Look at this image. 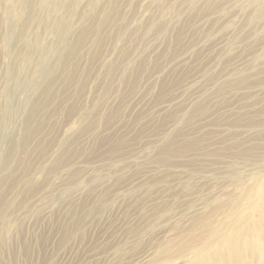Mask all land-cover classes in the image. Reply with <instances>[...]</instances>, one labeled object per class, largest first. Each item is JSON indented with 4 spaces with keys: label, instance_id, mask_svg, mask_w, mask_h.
<instances>
[{
    "label": "rangeland",
    "instance_id": "374dc122",
    "mask_svg": "<svg viewBox=\"0 0 264 264\" xmlns=\"http://www.w3.org/2000/svg\"><path fill=\"white\" fill-rule=\"evenodd\" d=\"M240 238L264 264V0H0V264Z\"/></svg>",
    "mask_w": 264,
    "mask_h": 264
},
{
    "label": "bare ground",
    "instance_id": "6f19581e",
    "mask_svg": "<svg viewBox=\"0 0 264 264\" xmlns=\"http://www.w3.org/2000/svg\"><path fill=\"white\" fill-rule=\"evenodd\" d=\"M75 46H71L68 48V50L65 52L64 56L62 57V71L64 72L67 67V60L71 58L75 54ZM61 69L59 70V74ZM57 70L53 67L48 73V76L51 78L55 76ZM30 120H33L35 118V112H31ZM37 129V128H36ZM33 137V134H29L26 139H24V142H27V140L31 139ZM224 252H219V259L218 262L220 264H247L246 260L253 259L254 256H252L251 252L253 251V248L251 246L254 245L255 240L253 239H224ZM261 242H264V239H261ZM249 247H251V251L249 252ZM253 262L255 263L254 259ZM198 264H203V261L198 262Z\"/></svg>",
    "mask_w": 264,
    "mask_h": 264
}]
</instances>
